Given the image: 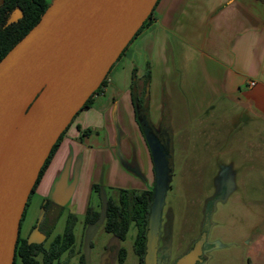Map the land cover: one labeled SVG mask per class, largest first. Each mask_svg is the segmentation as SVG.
<instances>
[{
  "label": "crops",
  "instance_id": "0c3cea01",
  "mask_svg": "<svg viewBox=\"0 0 264 264\" xmlns=\"http://www.w3.org/2000/svg\"><path fill=\"white\" fill-rule=\"evenodd\" d=\"M147 79L149 124L167 136L171 172L174 145H195L196 135L207 140L212 129L218 145L209 157L219 175L243 177L264 166V0H158L63 134L35 191L41 205L48 199L62 207L60 218L85 216L94 192L154 189L155 165L133 98L144 96ZM219 185L229 190L226 178ZM259 239L250 264H264Z\"/></svg>",
  "mask_w": 264,
  "mask_h": 264
},
{
  "label": "water",
  "instance_id": "95a60500",
  "mask_svg": "<svg viewBox=\"0 0 264 264\" xmlns=\"http://www.w3.org/2000/svg\"><path fill=\"white\" fill-rule=\"evenodd\" d=\"M158 0H53L0 60V264H14L21 219L53 145L101 85ZM155 165L144 264H159L171 173L168 139L139 120ZM207 231L175 264L202 263ZM162 263V262H161Z\"/></svg>",
  "mask_w": 264,
  "mask_h": 264
},
{
  "label": "rangeland",
  "instance_id": "374dc122",
  "mask_svg": "<svg viewBox=\"0 0 264 264\" xmlns=\"http://www.w3.org/2000/svg\"><path fill=\"white\" fill-rule=\"evenodd\" d=\"M217 142L218 131L212 129L207 140L196 135L195 145L176 143L173 147L174 168L168 180L158 241V257L166 255L169 264L186 254L204 230L206 259L200 264H250L249 249L258 238V242L264 240V166L252 168L248 176L238 177L235 170L227 177L219 175L218 161L209 157ZM244 162L251 164L250 159ZM223 178L230 183L228 191L219 185ZM109 197L117 200L118 192H94L92 207L100 211L101 217L95 223L85 224V216H77L73 253H64L61 263L66 260L67 264H77L84 254L87 264H140L135 249L136 224L131 223L125 239L105 229ZM43 213L41 198L33 193L22 221L21 236L36 242L44 239L39 227H34ZM68 215L59 219L52 236L63 232ZM16 264L23 262L18 258Z\"/></svg>",
  "mask_w": 264,
  "mask_h": 264
},
{
  "label": "trees",
  "instance_id": "16d2710c",
  "mask_svg": "<svg viewBox=\"0 0 264 264\" xmlns=\"http://www.w3.org/2000/svg\"><path fill=\"white\" fill-rule=\"evenodd\" d=\"M52 2L53 0H2L0 3V60L40 20ZM151 16L152 13L144 20L143 24L137 30L134 37L148 25ZM106 77L102 81L101 85H99V87L87 99L83 108L89 106L93 102L94 95L101 91L105 85ZM148 84L149 81L147 79L144 96L139 97L134 92L133 98L136 104V115L138 121L143 118L150 126L146 108L148 101ZM66 129L62 132L56 143L53 145V148L45 160L39 177L30 193L21 219L14 264L17 263L18 258L21 259L23 264H67L66 260L61 263L62 255L67 253L69 256H71L73 253L76 241L74 227L78 220V217L75 214L70 213L67 216V221L65 223L63 232L53 236L48 244H46L48 238L52 235L60 216L63 213L62 207L48 199H46L41 205L44 210L41 221L34 225V227H39V229L42 231L45 236L44 239L40 242H36L30 241L28 238L21 236V225L25 217V212L31 195L35 193L45 170L50 164L61 143ZM151 131L154 132L152 128ZM167 151L170 152L169 148H167ZM99 188V185L94 186V190H99ZM153 196L154 189L141 191L120 189L118 190V199L116 200L113 197H109L105 206V229L108 232H112L117 237L125 239L131 223L134 222L136 224L137 236L135 239V249L139 255L140 264H144L148 215ZM100 217V211L95 210L92 206H90L85 214L84 222L85 224L95 223L100 219ZM120 260L123 261V256H120ZM77 264H87L84 254L80 255Z\"/></svg>",
  "mask_w": 264,
  "mask_h": 264
},
{
  "label": "flooded vegetation",
  "instance_id": "af4514ba",
  "mask_svg": "<svg viewBox=\"0 0 264 264\" xmlns=\"http://www.w3.org/2000/svg\"><path fill=\"white\" fill-rule=\"evenodd\" d=\"M207 246H206V242H205V244H204V250H205V248H206ZM202 257H203V260L205 259V254H203L202 255ZM162 262V263H161ZM159 264H169L168 262H167V256L166 255H163V257H161V258H159ZM175 264V263H174ZM198 264H200V263H198Z\"/></svg>",
  "mask_w": 264,
  "mask_h": 264
},
{
  "label": "built area",
  "instance_id": "2783aa9c",
  "mask_svg": "<svg viewBox=\"0 0 264 264\" xmlns=\"http://www.w3.org/2000/svg\"><path fill=\"white\" fill-rule=\"evenodd\" d=\"M250 84H254V81H251Z\"/></svg>",
  "mask_w": 264,
  "mask_h": 264
}]
</instances>
